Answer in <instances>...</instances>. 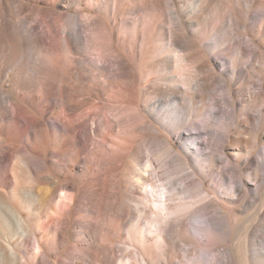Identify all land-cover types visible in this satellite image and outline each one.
I'll list each match as a JSON object with an SVG mask.
<instances>
[{
    "label": "bare ground",
    "instance_id": "6f19581e",
    "mask_svg": "<svg viewBox=\"0 0 264 264\" xmlns=\"http://www.w3.org/2000/svg\"><path fill=\"white\" fill-rule=\"evenodd\" d=\"M259 153L264 0H0V264H264Z\"/></svg>",
    "mask_w": 264,
    "mask_h": 264
},
{
    "label": "rangeland",
    "instance_id": "374dc122",
    "mask_svg": "<svg viewBox=\"0 0 264 264\" xmlns=\"http://www.w3.org/2000/svg\"><path fill=\"white\" fill-rule=\"evenodd\" d=\"M260 83L261 81L258 79H255V83L252 85L253 88H255L256 90H258V88L260 87ZM207 108H212L211 104L207 105ZM255 114L258 116L259 112L256 111ZM193 120L197 119L198 116L196 114H193L192 116ZM258 123V121H257ZM216 155L221 156L220 152H214ZM257 162L258 164L261 166L262 171H261V175L264 176V154L263 153H259L257 154ZM226 167V163L221 165V168ZM262 182H260L261 184ZM240 184L237 183L236 181L231 179V175H228V181L224 184V189L223 191L229 193L233 190L234 187H239ZM261 190H264V185L262 184L260 186ZM231 190V191H230ZM143 199V197H141ZM249 203L247 204L249 207H245L244 210V216H247L250 213L255 214V220L259 223V224H263V221H261L260 218H258V212L261 209L262 203H263V197H262V192L260 193H251L249 195L248 198ZM23 216L26 215L25 213L22 214ZM193 221V222H192ZM190 223H193L196 225L197 228L192 227V225ZM190 224V225H189ZM185 225L187 228V232L189 237L197 244V254L199 257L201 258H208L209 254H211L210 250L205 246V240L207 239L208 235H210L212 233L211 227L209 226V222H208V216H206L201 210H198L197 212H193L191 214L190 217H188V219L185 220ZM147 229V227H146ZM202 230V231H201ZM201 231V232H200ZM205 231V232H204ZM239 236V234L237 235ZM126 238H127V232L126 230L121 234V236H119L117 238L118 242L116 244V251L118 254H121V251H123V249H126ZM0 239L2 242L6 243L5 239L2 238L0 236ZM236 244L240 243V240H236L235 241ZM12 247H14L15 245H11ZM183 248H185L184 245H182ZM33 248V246H31V249ZM264 250L261 249V251ZM195 254H193L192 256H194ZM222 261L221 264H224L225 258L221 259L220 262ZM244 261V260H243ZM175 262L177 264H186L187 263V257L185 252H181L180 254V258L179 259H175ZM245 264V261H244Z\"/></svg>",
    "mask_w": 264,
    "mask_h": 264
}]
</instances>
